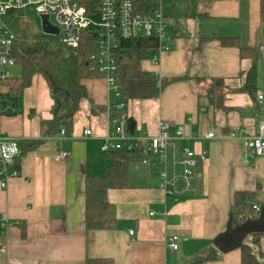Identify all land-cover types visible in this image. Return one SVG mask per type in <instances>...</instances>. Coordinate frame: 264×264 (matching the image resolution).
I'll use <instances>...</instances> for the list:
<instances>
[{"label":"crops","instance_id":"1","mask_svg":"<svg viewBox=\"0 0 264 264\" xmlns=\"http://www.w3.org/2000/svg\"><path fill=\"white\" fill-rule=\"evenodd\" d=\"M261 1L193 0L197 23H190L187 34L174 26L168 30L172 16L164 12L169 50L161 52L157 64L144 60L141 67L159 78L186 79L169 83L156 98L130 100L125 113L147 136L157 134L164 122L170 130L183 127L186 138L178 147L202 152L205 159L194 168L193 188L183 192L180 181L175 198L159 188L148 165L129 163L127 186L106 191L116 219L109 230H87L84 223L85 176L104 174L110 162L100 150L103 136L111 129L105 81L85 80L88 96L79 102L72 133L48 138L42 135L41 122L51 119L54 101L46 79L41 74L32 77L23 93L21 113L0 112L2 137L18 144L41 140L35 149L16 157L11 167L18 176L0 187V216L6 214L8 223L1 228L0 222V248H5L0 264H84L88 257L111 258L113 264H191L225 230L235 192L252 193L248 206L264 203V157L246 146L256 137L264 110L247 93L229 92L242 86L251 60L240 59L236 47L222 46L218 40L236 37L243 46L261 48L256 92L264 94ZM15 68L19 69L16 65L10 73L17 77ZM210 78L223 80L226 88L219 91L227 111L215 110L209 103L205 92ZM4 91L0 85V94ZM85 129L91 130L89 136L83 135ZM207 131L214 133L213 139L203 138ZM59 151L68 156L54 161ZM173 235L179 238L175 251L168 246ZM256 249L263 254L264 264V235ZM218 254L216 260L202 264H240L239 249Z\"/></svg>","mask_w":264,"mask_h":264},{"label":"built area","instance_id":"2","mask_svg":"<svg viewBox=\"0 0 264 264\" xmlns=\"http://www.w3.org/2000/svg\"><path fill=\"white\" fill-rule=\"evenodd\" d=\"M162 4L163 0H0V80L12 77L9 69L16 65L13 50L21 52L22 48L34 40H27L24 36V31L19 25L22 18L18 17V11L29 8L34 10L41 20L46 16L48 24L58 31L57 35L49 36L58 37L64 47L73 51L79 47L82 33L91 31L94 51L88 56V70L105 81L108 91L115 99L107 105V122L112 124V129L103 136L100 150L105 153L121 149L138 151L143 156V163L150 168H157L159 188L167 197L175 198L178 180L183 184V191L193 188L196 178L194 168L198 162L205 159V155L202 152L197 154L186 146L178 147V142L186 138L183 127L170 130L169 125L164 122L159 125V131L155 135L146 136L141 132L135 134V129L130 134L127 129L129 117L125 113L128 102L122 96L116 77V50L120 41L137 38L152 40L156 46L147 58L152 64L158 63L161 52L169 50ZM10 17L17 19L16 31L10 26ZM42 34L46 35L43 32ZM259 50L262 52L261 48ZM256 100L259 109L263 111V92H256ZM256 130V137L247 141L246 146L251 148L256 156L264 157V120L261 116ZM83 134L89 136L91 130L85 129ZM63 136L66 134L64 127H61L59 137ZM203 138L213 139L214 133L207 131ZM18 154V143L0 135L1 188L7 186L10 177L18 176V172L11 167ZM67 156V152L59 151L53 159L61 161ZM179 166L180 173L176 172V167ZM260 215L264 217V203L252 204L249 212L240 218L252 220ZM0 222L1 228L8 224L6 214H1ZM178 240L175 235L168 238L171 250L177 249ZM0 252L4 253L5 248H0Z\"/></svg>","mask_w":264,"mask_h":264},{"label":"trees","instance_id":"3","mask_svg":"<svg viewBox=\"0 0 264 264\" xmlns=\"http://www.w3.org/2000/svg\"><path fill=\"white\" fill-rule=\"evenodd\" d=\"M260 17L264 19V0L260 2ZM16 18L10 17L11 28L16 31ZM36 40L21 52L13 50L16 65L20 69L17 77L12 76L8 80H0V85L5 91L0 94L1 114L11 116L22 111V97L24 90L30 86L32 77L41 74L47 81L51 98L54 100L51 108V119L41 122L42 135L53 137L60 133L64 127L65 134L70 135L73 129V117L77 111L81 99L86 98L87 90L84 81L97 78V75L88 70V56L94 51V40L91 31H84L76 50L64 47L56 36H34ZM222 46L236 47L240 59L249 58L250 67L244 73L243 84L236 90L229 92H245L254 103L257 91V65L259 61V47L243 46L236 37H219ZM155 43L150 39H129L120 41L116 50L118 70L116 77L124 99L129 102L135 99H153L159 96L162 90L172 82L186 79V77L159 78L156 74L142 69L141 62L146 60L154 52ZM198 82L201 79L196 80ZM210 86L205 92L208 101L215 110L227 111L223 103L220 88H224L221 78H210ZM55 86V89H53ZM226 88V87H225ZM258 104V103H257ZM15 108V109H14ZM107 108V107H106ZM103 111L104 107L100 106ZM108 110V109H107ZM92 111V110H91ZM116 115V114H114ZM130 119V118H129ZM41 140L21 142L19 154L35 149ZM109 164L102 175H87L84 179V223L85 228L109 230L116 224L114 205L106 199V191L109 188H123L127 186V166L131 162H142L143 156L138 151L126 149L110 150L106 152ZM152 166V165H151ZM152 175L156 177L157 168L152 166ZM253 201L251 192H235L233 194L230 213L231 225L236 226L244 219ZM24 234V226H20ZM264 233H252L245 237L239 248L240 264H263L260 262L262 253L256 246ZM219 257L217 251L210 247L201 250L191 264H202L216 260ZM84 264H113L111 258H86Z\"/></svg>","mask_w":264,"mask_h":264},{"label":"rangeland","instance_id":"4","mask_svg":"<svg viewBox=\"0 0 264 264\" xmlns=\"http://www.w3.org/2000/svg\"><path fill=\"white\" fill-rule=\"evenodd\" d=\"M192 1L193 0H163V4H162L163 13L164 12L169 13V15L172 16V17H170L171 20L169 22L166 19L168 16L165 17V19L167 20V23H169L168 30L172 29L174 26L175 28H177V29H179V30H181L187 34V31L190 27V23L194 22V21L196 22V19L194 18V13H192ZM17 14H18V17L22 18V20L19 21V25L21 26V29L24 31V36L27 37V40L28 39L29 40L34 39L33 41H31V43H33L36 40V38L34 36H36V35H38L40 37L44 36L42 34V29H41V19L39 18L38 15L35 14L34 10H31L28 8V9L18 11ZM45 36H49V35H45ZM241 43H242V40H241ZM30 44H28V45H30ZM146 60H148V59H146ZM144 63H146V62H144ZM13 67H11V68H13ZM11 68L9 69V71L11 70ZM16 70H17V72H14V74H19L20 70L18 68H15L14 71H16ZM14 77H16V76H14ZM110 99H111L110 103L115 101L113 94L111 92H110ZM111 129H112V124H111ZM134 129H135V134H138L141 132V131H137L136 128H134ZM57 136H59V134L56 135V137ZM150 136H152V135H150ZM148 159H150V158L148 157ZM139 164H138V166H140L141 168H143V166L147 165L146 163H141V162ZM176 169L179 170L178 167ZM177 183H180V180H178ZM189 191L190 190H184L183 192H189Z\"/></svg>","mask_w":264,"mask_h":264},{"label":"water","instance_id":"5","mask_svg":"<svg viewBox=\"0 0 264 264\" xmlns=\"http://www.w3.org/2000/svg\"><path fill=\"white\" fill-rule=\"evenodd\" d=\"M42 32L46 35H57V29L50 26L47 22V17L43 16L41 20ZM55 89V86H53ZM135 128V121L129 119L127 129L130 134L133 133ZM251 207V206H249ZM232 215L229 214V219L226 224L225 230L218 234L212 241V246L220 254H225L235 249H239L244 242L247 235L252 233H264V217L260 215L256 219L244 220L236 226L231 225Z\"/></svg>","mask_w":264,"mask_h":264}]
</instances>
